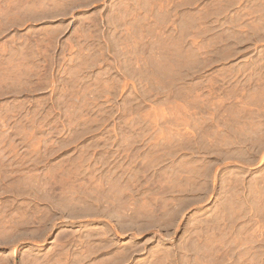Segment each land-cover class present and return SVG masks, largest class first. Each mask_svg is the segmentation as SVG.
Here are the masks:
<instances>
[{"label": "rangeland", "instance_id": "obj_1", "mask_svg": "<svg viewBox=\"0 0 264 264\" xmlns=\"http://www.w3.org/2000/svg\"><path fill=\"white\" fill-rule=\"evenodd\" d=\"M0 264H264V0H0Z\"/></svg>", "mask_w": 264, "mask_h": 264}]
</instances>
